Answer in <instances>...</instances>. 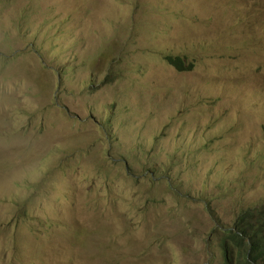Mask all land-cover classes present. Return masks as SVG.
I'll list each match as a JSON object with an SVG mask.
<instances>
[{
    "label": "rangeland",
    "instance_id": "1",
    "mask_svg": "<svg viewBox=\"0 0 264 264\" xmlns=\"http://www.w3.org/2000/svg\"><path fill=\"white\" fill-rule=\"evenodd\" d=\"M262 204L264 0H0V264H237Z\"/></svg>",
    "mask_w": 264,
    "mask_h": 264
},
{
    "label": "trees",
    "instance_id": "2",
    "mask_svg": "<svg viewBox=\"0 0 264 264\" xmlns=\"http://www.w3.org/2000/svg\"><path fill=\"white\" fill-rule=\"evenodd\" d=\"M166 63L178 72L191 71L180 57L166 56ZM223 254L228 262L235 249L237 264H264V204L239 213L230 230L223 233ZM240 259V260H239Z\"/></svg>",
    "mask_w": 264,
    "mask_h": 264
}]
</instances>
